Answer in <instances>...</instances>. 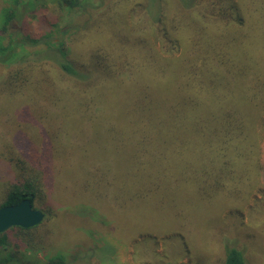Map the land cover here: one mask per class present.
<instances>
[{"label": "rangeland", "instance_id": "rangeland-1", "mask_svg": "<svg viewBox=\"0 0 264 264\" xmlns=\"http://www.w3.org/2000/svg\"><path fill=\"white\" fill-rule=\"evenodd\" d=\"M84 1L89 6L80 8L78 18L73 16L77 19L70 26L68 34L81 29L85 32V37L76 42L66 39L67 46L80 49L79 53L85 52V55L95 45L119 47L117 51L131 50L129 44L135 45L136 42L129 32L132 13L144 6L146 0ZM158 1L147 0V9L152 15L157 13ZM230 1L234 3L233 6L237 4V0ZM2 3L0 0V9ZM82 12L86 15L82 16ZM32 13L33 17L8 20L4 26L11 34L12 31L22 32L28 25L32 28L30 24L33 23L35 28L32 29L36 32V21L39 18L42 20L44 17L43 23L46 21L49 24L56 18L53 26H45L43 30H52L53 35H59L58 31L70 21L67 9L60 11L50 2L47 7L38 8ZM175 15L176 27L180 35H183L184 50L188 52L192 47L197 51L201 49L198 42V27L201 26L199 17L179 13ZM77 36L74 35L73 38ZM149 38L155 48L159 47L156 36L150 35ZM41 49H47L46 45L26 46L25 49L19 47L17 56L20 58L31 55L30 53ZM180 52L181 48H178L173 55L178 57ZM183 55L184 53L177 62L166 61V65L176 63L175 69L171 71L174 77L181 75L178 66L181 65ZM152 56L157 59V54L153 53ZM12 67L13 64L0 63V81ZM138 73L135 72L127 82L101 78L96 86L82 95H70L69 100L58 92L52 96L53 101L58 103L56 110L49 111L50 108L44 107L49 112L43 109L44 113L41 114L36 108H26L23 109L26 115L23 114L22 119L19 116L16 122L14 113L17 114L25 107L27 94L19 89L12 97L0 96V133L9 132L8 137L0 136V204L12 183L20 180L22 163L28 167V175L42 176L45 185L44 195L33 206L45 213L44 220L37 227L26 231L13 228L8 231V241H24L26 238L41 240L43 247L39 251L28 252L37 264L47 263L48 257L60 252L66 253L65 258L70 264H161L163 257L167 261L169 257L170 264H219L221 259L217 258L220 249L222 251L223 242L220 244L221 239L215 228L221 221L230 218L227 216H231L242 228H257L252 236L249 229H245L248 235H243L245 239L250 238L247 240L248 249H245L248 257L246 262L264 264V246L261 242L264 233L260 232L259 226L255 227L257 220L251 224L249 215L250 208L264 193V184L261 182L251 190L243 207L226 206L220 212L223 206L216 202L211 213H202L199 208L195 209V205L199 203L197 195H191L187 200L182 199L181 192L191 191H181L183 182L179 177H173L174 164L158 155L160 166L153 177L159 178L161 199L147 196L133 203L129 200L130 191L134 193L136 190L134 187L138 173L142 172V169H136L138 156L158 150L159 153H165V156L176 154L180 159L185 156L183 146H190L196 148L192 155L200 156L197 160H188L187 163L190 164L203 162L214 152L211 150L213 146L206 143L211 133L208 127L203 129L202 134L199 130L190 132L189 135L194 137L185 135L177 120L172 122V126L166 121L163 128L153 130L149 113L155 110L150 105L146 120L151 123V129L148 122L140 123L132 97ZM143 79L149 80V77ZM67 82L64 81L63 86L68 85ZM174 83L173 78L167 81V97L162 98L163 100H179L171 97ZM151 85L156 83L152 82ZM158 103L159 101L155 104ZM7 111L13 112L12 117L4 119L3 115ZM263 119L264 115L256 118L254 124L255 131L260 133V142L264 140L261 132ZM54 143L57 144L51 152L49 147ZM55 164L56 170L52 173L54 194H51V183H47V165L51 169V165ZM25 166L23 165L24 171ZM253 209V214L262 212L260 206H254ZM143 229L151 232H140ZM128 236L130 237L127 238ZM180 236L185 237L184 241L189 240L190 245L184 251L180 250V245L184 243ZM251 237L255 239L252 240ZM10 242L14 247V242ZM166 251L170 256L166 257ZM157 257L162 260H157Z\"/></svg>", "mask_w": 264, "mask_h": 264}, {"label": "trees", "instance_id": "trees-1", "mask_svg": "<svg viewBox=\"0 0 264 264\" xmlns=\"http://www.w3.org/2000/svg\"><path fill=\"white\" fill-rule=\"evenodd\" d=\"M2 1L4 5L2 3L0 9V26L3 24L0 27V63L13 64V67L0 81V96H13L19 89L28 96L25 107L17 114L14 113L15 122L19 116L23 118L22 115H26L25 110L23 111L26 108H36L41 114L44 113V107L50 108L49 111L56 110L58 103L53 101L52 96L58 92L69 100L70 95H82L96 86L101 78L127 82L135 72H139L132 97L140 123L148 122L151 129V123L146 120L150 105L155 110L149 113L153 130L163 128L166 121L172 126V122L176 120L187 136H191L190 132L195 130L202 134L203 129L208 127L211 133L206 143L213 146L211 150L214 152L207 160L190 164L187 163L188 160L200 158L192 155L196 148L190 146H183L185 156L180 159L176 154L165 156V153H159L158 150L138 156L136 169H142V172L138 173L135 192L130 191L129 200L132 203L147 196L161 199L159 178L153 177L160 166L158 155L174 164L173 177H179L183 182L181 191H191L181 192L182 199L187 200L191 195H197L199 203L195 205V209L199 208L202 213H211L216 202L223 206L220 212L226 206L243 207L251 190L259 182L264 184V140L260 142V133L254 129L255 119L264 115V0H237L235 6L230 0H159L156 15L149 13L146 0L144 6L132 13L129 32L136 42L135 45L129 44L131 50L117 51L119 47L95 45L96 48L94 46L86 55L85 52L80 54V49L69 48L66 44V39L76 42L85 37V32L81 29L68 34L70 26L80 14V8L89 6L84 0ZM49 2L55 4L60 11L67 9L70 14V21L58 31L59 35H53L52 30H43L45 26H53L56 18L50 24L46 21L43 23L44 17L42 20L39 18L36 21V32L32 29L35 28L33 23L30 24L32 28L28 25L22 32L12 31L11 34L4 26L8 20L18 21L25 16L33 17L34 10L47 7ZM178 13L199 17L201 26L198 27V42L201 49L198 51L193 47L188 52L184 50L183 35H180L175 24V14ZM83 15L86 13L82 12ZM126 26L129 30V26ZM74 35H78L77 38H73ZM150 35L157 37L155 39H158L159 47H154ZM38 44L46 45L47 49L30 53L33 56H17V48L25 49L26 46L33 47ZM178 48H181V52L175 57L173 52ZM153 53L157 54V59L152 56ZM182 53V62L178 66L181 75L174 77L171 71L175 69L176 63L166 65V61L177 62ZM157 65L159 68L156 69ZM143 77H149L150 81ZM172 78L175 83L172 95H169L172 99L179 100L165 101L162 99L167 97L165 85ZM64 81H68V85L63 86ZM152 82L156 85H151ZM81 85L84 86L81 88ZM157 101L158 105L155 104ZM48 110L45 109L46 112ZM11 112L7 111L3 115L4 119L11 118ZM261 132L264 137V119ZM8 134L9 132L0 133V136L8 137ZM20 140L24 142L23 139ZM56 144L49 147L51 152ZM23 165H20V180L12 183L0 206L15 204L24 198H28L32 206H35L34 203L44 195L42 176L28 175V167L25 166L24 171ZM55 170L56 164L51 165V169L47 165V183H51V194H54L52 173ZM170 182L173 183V180ZM117 204L123 206L121 203ZM254 206H260L262 212L253 214L256 209H253ZM254 206L250 208L251 224L257 220L255 227L259 226L263 229L259 228L260 232L264 233V193L261 199L255 201ZM227 217L230 218L221 221L215 228L221 239L220 244L223 242L222 251L219 247V264H247L245 249H248L247 240L250 238L245 239L243 235H248L246 232L249 228H242L233 217ZM37 225L30 228L11 227L0 233V264H35V259H31L28 252L39 251L43 247L42 241L31 238L24 241L10 239L14 242L13 247L8 241V231L13 228L26 231ZM256 229H249L251 236ZM223 230L226 232H222ZM145 231L151 232L145 229L140 232ZM184 238L180 236L181 241L186 243L180 245L181 251L190 245L189 240L184 241ZM262 238L264 246V234ZM65 254L55 253L43 264H70ZM168 254L166 251V257L170 256ZM158 258L161 259L157 257V260ZM167 258L169 261L163 257L164 262L161 259V264H170L171 259Z\"/></svg>", "mask_w": 264, "mask_h": 264}, {"label": "water", "instance_id": "water-1", "mask_svg": "<svg viewBox=\"0 0 264 264\" xmlns=\"http://www.w3.org/2000/svg\"><path fill=\"white\" fill-rule=\"evenodd\" d=\"M45 213L32 206L28 198L0 206V233L11 227L30 228L44 220Z\"/></svg>", "mask_w": 264, "mask_h": 264}]
</instances>
